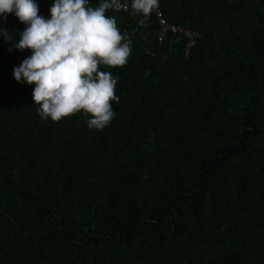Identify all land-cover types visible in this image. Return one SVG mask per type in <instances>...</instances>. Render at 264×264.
<instances>
[{"label": "trees", "instance_id": "16d2710c", "mask_svg": "<svg viewBox=\"0 0 264 264\" xmlns=\"http://www.w3.org/2000/svg\"><path fill=\"white\" fill-rule=\"evenodd\" d=\"M159 10L199 36L185 53L154 15L108 10L132 51L100 66L120 77L103 130L42 119L13 75L31 50L0 36V264H264V0Z\"/></svg>", "mask_w": 264, "mask_h": 264}, {"label": "clouds", "instance_id": "9594fccd", "mask_svg": "<svg viewBox=\"0 0 264 264\" xmlns=\"http://www.w3.org/2000/svg\"><path fill=\"white\" fill-rule=\"evenodd\" d=\"M89 0H53L50 19L39 15L35 0H0V17L14 14L26 28L16 40V32L0 27V36L12 47L32 54L13 69L18 83L35 85L34 104L42 119L60 122L83 113L90 129L103 130L116 113L119 103L116 86L120 77L100 66L123 67L132 51L127 33L122 34L117 20L108 10L128 11L127 0H100L98 7ZM159 9V0H132L133 14L150 17ZM18 31V30H17Z\"/></svg>", "mask_w": 264, "mask_h": 264}, {"label": "built area", "instance_id": "2783aa9c", "mask_svg": "<svg viewBox=\"0 0 264 264\" xmlns=\"http://www.w3.org/2000/svg\"><path fill=\"white\" fill-rule=\"evenodd\" d=\"M129 5V10L125 11L130 16H139L137 21V26L141 25L143 22L147 21L151 16H155L157 20V30L155 32L156 39L161 42L168 32L173 34L182 35L185 37V53H188L189 49L195 44L197 37L199 36L197 31L190 30L188 28L182 27L180 25L169 23L162 15V12L158 9L153 11L150 17L145 18L142 14H133L131 10L132 0H127Z\"/></svg>", "mask_w": 264, "mask_h": 264}]
</instances>
